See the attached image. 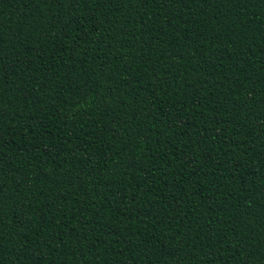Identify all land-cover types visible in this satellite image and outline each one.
Returning <instances> with one entry per match:
<instances>
[{"label":"trees","instance_id":"1","mask_svg":"<svg viewBox=\"0 0 264 264\" xmlns=\"http://www.w3.org/2000/svg\"><path fill=\"white\" fill-rule=\"evenodd\" d=\"M0 264H264V0H0Z\"/></svg>","mask_w":264,"mask_h":264}]
</instances>
